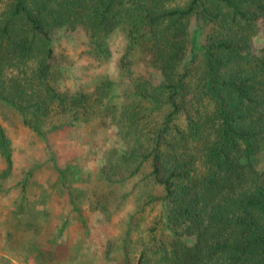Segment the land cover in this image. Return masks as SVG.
<instances>
[{"label": "trees", "instance_id": "obj_1", "mask_svg": "<svg viewBox=\"0 0 264 264\" xmlns=\"http://www.w3.org/2000/svg\"><path fill=\"white\" fill-rule=\"evenodd\" d=\"M260 20L264 0H0V107L38 135L109 111L112 80L88 82L72 64L75 54L91 58L80 71L107 58L120 26L126 53L138 56L132 64L147 61L157 77L130 65L115 117L132 141L129 175L143 168L149 188L135 196L141 208L128 217L117 264H264V43L253 45ZM8 143L0 123L7 163ZM57 170L77 210L70 167ZM147 204L159 212L132 258L133 219ZM66 225L49 238V256Z\"/></svg>", "mask_w": 264, "mask_h": 264}, {"label": "rangeland", "instance_id": "obj_2", "mask_svg": "<svg viewBox=\"0 0 264 264\" xmlns=\"http://www.w3.org/2000/svg\"><path fill=\"white\" fill-rule=\"evenodd\" d=\"M75 34L77 40L85 37L81 30ZM127 40L126 28H116L109 36V56L93 61L82 71L81 66L89 64L91 58L74 55L77 58L72 64L73 76L90 77L91 83L99 77L112 80L113 97L107 113L101 116L94 113L86 122L49 131L44 137L22 123L16 112L0 107V123L10 147L9 163L0 153V264L119 262V243L128 217L141 208L136 206L135 196L141 189L149 188L141 178L143 168L129 175L131 164L127 157L132 141L125 137L115 117L127 97L130 65L135 74L157 79L146 68L147 61L133 65L138 56L135 52L126 53ZM57 42L72 51L73 43L68 39L62 37ZM263 43L264 22L260 20L253 41L255 50ZM65 165L70 167L66 184L72 187L77 210L68 202L66 189L57 183V169ZM32 167V174L28 175ZM106 176L123 178L109 184L104 182ZM134 183L137 185L133 187ZM154 191L159 192L160 188ZM158 212V205L147 204L133 219L132 258L138 249L136 239L145 235ZM63 221L67 225L57 237L56 256H49V238L57 233ZM108 245L109 256L105 253Z\"/></svg>", "mask_w": 264, "mask_h": 264}]
</instances>
